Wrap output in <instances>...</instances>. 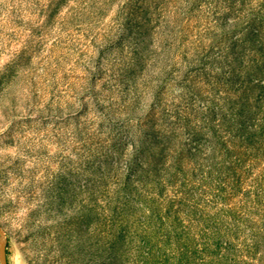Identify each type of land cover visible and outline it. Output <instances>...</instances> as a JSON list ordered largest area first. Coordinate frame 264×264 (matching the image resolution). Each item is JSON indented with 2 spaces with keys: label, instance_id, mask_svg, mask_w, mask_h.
Returning <instances> with one entry per match:
<instances>
[{
  "label": "rangeland",
  "instance_id": "374dc122",
  "mask_svg": "<svg viewBox=\"0 0 264 264\" xmlns=\"http://www.w3.org/2000/svg\"><path fill=\"white\" fill-rule=\"evenodd\" d=\"M9 264H264V0H0Z\"/></svg>",
  "mask_w": 264,
  "mask_h": 264
},
{
  "label": "water",
  "instance_id": "95a60500",
  "mask_svg": "<svg viewBox=\"0 0 264 264\" xmlns=\"http://www.w3.org/2000/svg\"><path fill=\"white\" fill-rule=\"evenodd\" d=\"M0 264H9L7 258V239L3 225L0 222Z\"/></svg>",
  "mask_w": 264,
  "mask_h": 264
}]
</instances>
